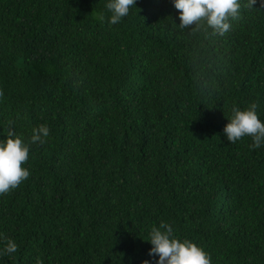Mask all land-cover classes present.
<instances>
[{
    "label": "trees",
    "instance_id": "trees-1",
    "mask_svg": "<svg viewBox=\"0 0 264 264\" xmlns=\"http://www.w3.org/2000/svg\"><path fill=\"white\" fill-rule=\"evenodd\" d=\"M239 2L220 35L178 27L173 0L116 24L108 0H0V139L30 143L0 264H155L162 222L212 264H264V145L223 132L253 103L264 122V4Z\"/></svg>",
    "mask_w": 264,
    "mask_h": 264
},
{
    "label": "clouds",
    "instance_id": "clouds-1",
    "mask_svg": "<svg viewBox=\"0 0 264 264\" xmlns=\"http://www.w3.org/2000/svg\"><path fill=\"white\" fill-rule=\"evenodd\" d=\"M256 3L257 0H249L248 6L252 7ZM173 4L179 10L178 27L188 28L190 25L201 26L206 23L213 32L220 35L230 29L229 18L236 17L241 7L239 0H173ZM259 4H264V0H259ZM133 5H136V0H108L106 7L111 12L108 23H118L129 14L130 6ZM99 19L104 20L103 14L99 15ZM256 107L253 103L243 110L233 108L223 129L227 141L235 143L250 135L253 141L250 147L259 148L264 145V122L258 118ZM48 136L49 128L42 124L33 128L31 143L42 144ZM29 151L30 143L11 128L5 138L0 139V195L18 187L29 177L30 170L24 166L29 158ZM147 241L151 244L149 256L156 257L155 264H212L210 254L202 246L189 239L178 238L168 223L153 226ZM17 248V243L7 238L0 253L11 254ZM142 264H150V261L144 260Z\"/></svg>",
    "mask_w": 264,
    "mask_h": 264
}]
</instances>
